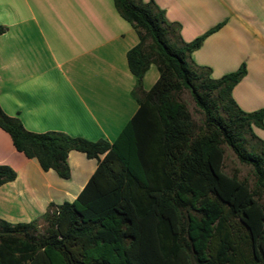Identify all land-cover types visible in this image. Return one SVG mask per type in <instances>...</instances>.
Masks as SVG:
<instances>
[{"label": "trees", "instance_id": "16d2710c", "mask_svg": "<svg viewBox=\"0 0 264 264\" xmlns=\"http://www.w3.org/2000/svg\"><path fill=\"white\" fill-rule=\"evenodd\" d=\"M114 3L139 36L127 53L139 108L110 143L29 131L0 104V127L43 170L69 179L72 150L98 161L74 201L52 203L31 222L0 218V264H264V139L254 130L264 127V107L247 112L233 97L245 63L213 78L192 59L223 23L187 42L155 0ZM151 64L160 76L145 90ZM186 90L200 124L181 100ZM224 144L253 167L254 187L224 172ZM16 177L0 164V186Z\"/></svg>", "mask_w": 264, "mask_h": 264}, {"label": "crops", "instance_id": "0c3cea01", "mask_svg": "<svg viewBox=\"0 0 264 264\" xmlns=\"http://www.w3.org/2000/svg\"><path fill=\"white\" fill-rule=\"evenodd\" d=\"M155 2L170 21L181 23L187 42L223 23L192 59L211 67L213 78L245 63L247 74L233 97L247 112L264 107V0ZM0 26L5 28L0 34V104L7 114L33 132L59 131L110 143L118 138L139 108L127 58L139 36L114 0H0ZM159 76L151 64L144 89L150 90ZM254 130L264 139V127ZM68 161L69 179L45 171L0 127V164L17 172L15 180L0 186V218L31 222L52 203L74 201L98 161L77 150Z\"/></svg>", "mask_w": 264, "mask_h": 264}, {"label": "rangeland", "instance_id": "374dc122", "mask_svg": "<svg viewBox=\"0 0 264 264\" xmlns=\"http://www.w3.org/2000/svg\"><path fill=\"white\" fill-rule=\"evenodd\" d=\"M181 100L184 101L194 119L200 124L202 121V114L198 110L196 103L188 90L184 91L181 95ZM225 160H224V172L230 176H237L241 180H246L252 187L255 185V174L251 165L242 163L235 152L228 145L224 144ZM261 203L264 205V191L260 197ZM39 231L42 233L45 230L46 224L43 220L39 221Z\"/></svg>", "mask_w": 264, "mask_h": 264}]
</instances>
